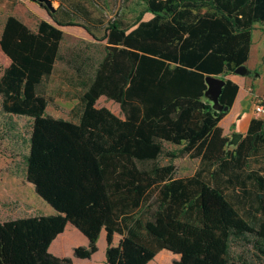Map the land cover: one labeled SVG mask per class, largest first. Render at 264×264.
Here are the masks:
<instances>
[{
  "label": "trees",
  "instance_id": "obj_1",
  "mask_svg": "<svg viewBox=\"0 0 264 264\" xmlns=\"http://www.w3.org/2000/svg\"><path fill=\"white\" fill-rule=\"evenodd\" d=\"M138 1L144 8L133 24L113 19L101 39L90 19L79 25L104 44L74 68L83 92L78 123L47 113L45 81L60 57L61 28L78 26L76 12L89 11L59 6L36 30L6 18L0 112L31 121L24 179L52 211L0 222V264H83L49 252L67 224L88 240L73 251L78 261L97 252L102 231L105 264H148L161 250L179 256L174 264H238L235 241L264 258V162L251 165L264 161V119H252L236 146L219 127L238 92L226 77L249 58L264 0ZM206 75L225 80L219 103L228 110L205 98ZM100 97L124 119L97 108ZM184 156L200 166L178 178L173 161ZM244 208L259 217L249 222Z\"/></svg>",
  "mask_w": 264,
  "mask_h": 264
},
{
  "label": "rangeland",
  "instance_id": "obj_2",
  "mask_svg": "<svg viewBox=\"0 0 264 264\" xmlns=\"http://www.w3.org/2000/svg\"><path fill=\"white\" fill-rule=\"evenodd\" d=\"M53 7H62L72 10L78 5L85 7L89 11V16L76 12L78 26H66L61 28L64 33V40L61 43L60 57L54 65L51 76L45 81V94L49 101L47 113L56 118H64L74 121L78 117L80 108L81 86L76 78V62L90 63L99 55L104 42L93 40L86 31L79 25L90 19L91 26L97 39L103 36V29L107 23L113 19H120L125 24H133L136 16L143 10V5L138 0H51ZM74 10V9H73ZM15 16L31 30H36L37 24L41 20L51 22L48 12L36 0H0V35L6 18ZM152 18V14L145 13L143 20ZM253 31V44L249 59L250 74L244 75L252 84L251 93L256 83V91L264 90V25L255 24ZM6 60L0 52V76L2 74V64ZM89 63V61H88ZM254 68V69H253ZM260 74H263L260 76ZM231 75H238L234 72ZM241 76V75H240ZM260 79L256 81V78ZM220 77V76H218ZM255 78V79H254ZM97 107H104L113 112L116 116L122 117L120 107L114 101L105 97H100L96 103ZM31 121L26 117L14 116L7 118L0 112V221L19 217H31L50 214L52 209L42 200L35 199V195L30 191L29 185L24 179L23 155L26 153V141L30 131ZM11 127L15 129L12 130ZM236 129V128H235ZM231 140V137H229ZM166 150H176L177 146L165 143ZM251 163L252 168L258 169L263 163ZM158 163L168 164V159L162 157ZM175 176L178 178L192 176L200 166L199 159H191L188 156L177 158L173 161ZM264 173V170H262ZM34 191V190H33ZM230 190L227 191L229 193ZM35 193V192H34ZM240 210L242 216L252 222L259 215L249 208ZM246 213L247 211H249ZM75 242H80L74 239ZM117 242V237L114 244ZM57 245H53V250L57 251ZM77 247H83L81 243ZM232 256L238 264L246 261L248 264H264V258L258 257L257 252L250 245L243 241H235L231 246ZM68 255H71L68 254ZM89 264H105L102 257V248L97 247V252L90 259ZM89 260V261H90ZM178 260L177 256L168 252H161L151 264H174ZM95 263H94V262Z\"/></svg>",
  "mask_w": 264,
  "mask_h": 264
},
{
  "label": "crops",
  "instance_id": "obj_3",
  "mask_svg": "<svg viewBox=\"0 0 264 264\" xmlns=\"http://www.w3.org/2000/svg\"><path fill=\"white\" fill-rule=\"evenodd\" d=\"M252 37H253V32H252ZM252 40H253V38H252ZM252 44H253V41H252ZM251 48H252V45H251ZM251 48H250L249 58L245 64L248 69H250L248 63H249V59H250V55H251ZM261 75H263V74H260V76ZM260 76L256 78L255 82H257V80L260 79ZM226 79H230L238 85V92H237V95L235 97V100H234L231 108L228 110V112L224 116V118L219 122V127L222 129V134L224 136H226L227 138L231 137V135L233 133H240L243 135L242 136V139H243L249 130L250 122L252 119H264V113L256 114V112H255V108L258 104L262 103V105L264 107V90L263 91H258V90L256 91V83H255V85H254L255 88L253 89V90H255V93H251L252 84L248 81L247 77H245V76L230 75V76H227ZM82 93L83 92L81 91L80 97H79V101H80V108H79V112H78L79 114H78L77 119L72 121L74 123H78L80 116H81L83 105H82L80 99H81ZM96 107H97V105H96ZM97 108H99V107H97ZM117 117H119V116H117ZM119 118L124 119V115L122 114V117H119ZM27 184L29 185L30 191H32L33 194L35 195V193L33 191L34 190L33 186L31 184H29L28 182H27ZM35 199L39 200L42 203V199H40L37 195H35ZM19 218H24V217H19ZM13 219H17V218H13ZM13 219H9V220H13ZM4 221H7V220H4ZM4 221H0V222H4ZM116 237H117V242H116V244H114V240ZM74 239H77L80 242H75ZM119 240H120V236L115 235L114 239H113V245H117ZM80 243H81V245H83V247H87L88 240L74 226H72L71 224H67L65 229H64V232L62 234H60L52 242V244L49 248V252L52 253L54 256L59 257V258H71L75 262H79V263H83V264H89L92 262L91 260L90 261L89 260L78 261L73 257V251L75 248H77V246ZM54 244H56L58 246L56 249L57 251L53 250ZM99 246L102 248V257L105 259V250H106V233H105V231H102L100 233V236H99L98 241H97V247H99ZM161 252H168V251H166V250L159 251L156 254V256L154 257V259L152 261H150L148 264H151L155 260V258H157V255ZM70 253H71V255H68ZM168 253H170V252H168ZM170 254H172V253H170ZM172 255H174V254H172ZM175 256H177V258L179 260V256L178 255H175Z\"/></svg>",
  "mask_w": 264,
  "mask_h": 264
},
{
  "label": "water",
  "instance_id": "obj_4",
  "mask_svg": "<svg viewBox=\"0 0 264 264\" xmlns=\"http://www.w3.org/2000/svg\"><path fill=\"white\" fill-rule=\"evenodd\" d=\"M41 6L45 8V10L49 13H53L56 9L52 5L51 0H36ZM235 74L244 76L250 74V71L247 69L246 65H242L235 69ZM205 83L207 88L205 90L204 96L205 98L210 101L214 107L217 108L218 111L221 110H228L227 107H223L219 103V97L222 92V88L225 85V80L214 75H206L205 76ZM242 134L240 133H233L231 135V140L228 143V146H236L238 142L242 139Z\"/></svg>",
  "mask_w": 264,
  "mask_h": 264
},
{
  "label": "built area",
  "instance_id": "obj_5",
  "mask_svg": "<svg viewBox=\"0 0 264 264\" xmlns=\"http://www.w3.org/2000/svg\"><path fill=\"white\" fill-rule=\"evenodd\" d=\"M255 112L256 114H262L264 113V107L262 105V103L258 104L255 108Z\"/></svg>",
  "mask_w": 264,
  "mask_h": 264
}]
</instances>
